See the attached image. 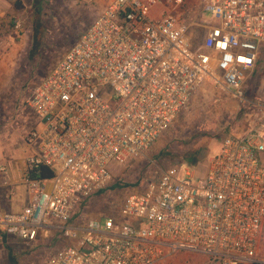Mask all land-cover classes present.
I'll list each match as a JSON object with an SVG mask.
<instances>
[{"label":"built area","instance_id":"obj_1","mask_svg":"<svg viewBox=\"0 0 264 264\" xmlns=\"http://www.w3.org/2000/svg\"><path fill=\"white\" fill-rule=\"evenodd\" d=\"M184 1L105 0L32 87L21 167L30 198L19 212L0 211V242L32 248L49 238L44 264H167L184 254L199 257L193 264H264L263 105L222 138L203 176L169 167L140 179L114 213L84 216L116 166L151 147L205 83L244 100L264 45V0H206L211 23H197L206 32L196 44L176 13ZM3 12L0 33L21 30Z\"/></svg>","mask_w":264,"mask_h":264},{"label":"rangeland","instance_id":"obj_2","mask_svg":"<svg viewBox=\"0 0 264 264\" xmlns=\"http://www.w3.org/2000/svg\"><path fill=\"white\" fill-rule=\"evenodd\" d=\"M205 1L185 0L176 12L183 23L191 24L189 31L195 44L200 42L206 32L203 22L211 23L209 15L202 13ZM7 2L8 4H1V10L5 16L18 17L22 26L17 32L5 29L0 33V145L8 144L7 153L19 158L26 155L21 139L33 124L32 115L25 104L32 87L74 44L106 2ZM162 10L153 15H160ZM260 50L255 71L249 73L245 81L243 101L233 98L230 93L212 83H205L192 95L187 105L178 112L151 147L140 156L116 166V181L111 188L87 204L84 216L97 217L102 213H114L127 192L140 179L154 178L169 167L186 164L197 176H203L208 161L218 151L222 138L245 130L248 122L254 118L258 105L264 106V49ZM20 142L23 153L19 149ZM2 155L0 153V165L6 166L8 160ZM7 244L16 255L23 253L27 257L31 256L33 262L36 261L35 264H43L44 261L41 260L50 256L54 248L46 237L40 238L32 248H27L17 240H11ZM258 252L264 255V224L258 238ZM198 261L199 257L184 254L172 258L167 264H193Z\"/></svg>","mask_w":264,"mask_h":264},{"label":"crops","instance_id":"obj_3","mask_svg":"<svg viewBox=\"0 0 264 264\" xmlns=\"http://www.w3.org/2000/svg\"><path fill=\"white\" fill-rule=\"evenodd\" d=\"M263 49L264 45L261 46V50ZM253 71H255V65L249 73H252ZM23 139L24 136L21 139L22 143H24ZM19 144L21 145V142ZM23 146H25V144ZM23 146H19L21 153H23ZM8 147V144L0 145L1 155L3 154L2 156L8 160L6 166L2 164L0 165V168H3V170L0 171V211L16 213L27 204L30 198L29 191L21 175L22 162L26 155H23L22 157L20 156L19 158L12 157V154L10 155L7 153V149H9ZM24 151H26V154L28 153L26 147L24 148ZM2 242H0V264H35L36 261L33 262L31 256L27 257L23 253L16 255L13 249L5 243L6 241L4 243ZM46 257L47 256H45V259L41 260L44 261L43 264L47 259Z\"/></svg>","mask_w":264,"mask_h":264},{"label":"trees","instance_id":"obj_4","mask_svg":"<svg viewBox=\"0 0 264 264\" xmlns=\"http://www.w3.org/2000/svg\"><path fill=\"white\" fill-rule=\"evenodd\" d=\"M40 175L41 176H44V177H46V176H48L49 175V172L44 168V167H41L40 168Z\"/></svg>","mask_w":264,"mask_h":264}]
</instances>
